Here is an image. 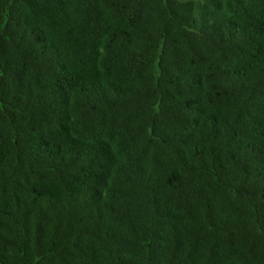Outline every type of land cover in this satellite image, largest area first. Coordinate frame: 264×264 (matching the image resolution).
<instances>
[{"label":"trees","instance_id":"trees-1","mask_svg":"<svg viewBox=\"0 0 264 264\" xmlns=\"http://www.w3.org/2000/svg\"><path fill=\"white\" fill-rule=\"evenodd\" d=\"M0 264H264V0H0Z\"/></svg>","mask_w":264,"mask_h":264}]
</instances>
